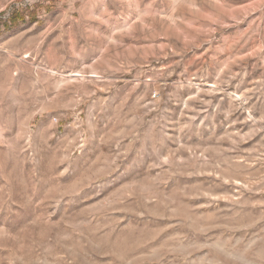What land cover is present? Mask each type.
Segmentation results:
<instances>
[{"label":"rangeland","instance_id":"1","mask_svg":"<svg viewBox=\"0 0 264 264\" xmlns=\"http://www.w3.org/2000/svg\"><path fill=\"white\" fill-rule=\"evenodd\" d=\"M0 264H264V0H0Z\"/></svg>","mask_w":264,"mask_h":264}]
</instances>
